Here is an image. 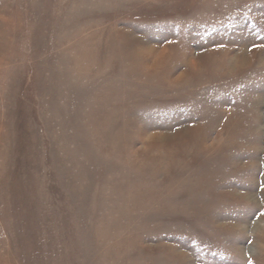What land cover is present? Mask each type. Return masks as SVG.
<instances>
[{
  "label": "rangeland",
  "instance_id": "374dc122",
  "mask_svg": "<svg viewBox=\"0 0 264 264\" xmlns=\"http://www.w3.org/2000/svg\"><path fill=\"white\" fill-rule=\"evenodd\" d=\"M0 264H264V0H0Z\"/></svg>",
  "mask_w": 264,
  "mask_h": 264
}]
</instances>
